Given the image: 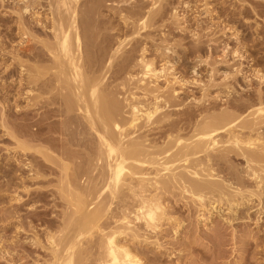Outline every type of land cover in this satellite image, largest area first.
<instances>
[{
  "label": "bare ground",
  "instance_id": "6f19581e",
  "mask_svg": "<svg viewBox=\"0 0 264 264\" xmlns=\"http://www.w3.org/2000/svg\"><path fill=\"white\" fill-rule=\"evenodd\" d=\"M15 1L21 3H16L21 14L37 16L32 17L37 27L23 24L17 17L15 20L30 26L27 30L19 24L21 31L30 30L24 31L27 40L36 42L25 49L30 63L21 60L23 83L18 80V84L26 87L24 91L19 89L27 99V107L38 111L29 110L34 119L28 123L29 107H25V118L29 119L21 128H14L19 124L17 120L14 126H6L8 113L5 116L1 111L5 119L1 113L0 126L10 136L13 145L9 147L14 152L9 156L13 160L10 169L5 168L10 177H3L9 180L2 187L6 191L10 188V193L5 191L6 198L25 204L29 214L28 220L22 222L19 207L3 212L0 223L13 228L8 239L0 238V258L8 264H175L181 250L176 253L173 247L177 245L172 247L167 238H177L185 229L181 215L175 216L182 208L193 215V224L204 228V232L212 228L209 224L216 219L220 222H214L215 226L220 227L222 222L221 226L225 224L229 229L234 226L232 220L244 219L248 227L252 224L256 231L264 232V58H252L242 43L239 49L229 50L227 41L221 42L222 46L218 41L223 56L210 60V53L219 48L215 36L208 35L207 41L203 39L207 55L199 56L201 71L195 69L198 63L193 64L188 78L184 71L185 76H176L171 67L170 74L164 71L168 76L162 89L154 82L164 76L163 71L153 69L151 59L168 65L176 41L162 43L161 37L163 45L153 42L155 45L148 50L147 41L139 39L126 49L131 40L121 29L132 28L129 35H139V30L149 28L163 14L167 0ZM212 1L215 0H203L204 13L211 16L215 10L220 23L217 35L231 31L236 38L232 39L239 41L233 27L239 16L240 23L248 29L259 30L248 18L264 16V0H216V8L210 9ZM40 12L45 16L40 17ZM114 17L119 20L117 24ZM207 20L211 22L213 18ZM196 37L199 36L193 38ZM218 37L220 40L223 36ZM194 41L195 47L203 46L199 38L197 44ZM185 86L197 87L198 96L193 92L180 96L179 90ZM118 93L124 102L116 99ZM10 109L7 110L12 114ZM18 109L22 111L19 106ZM48 196L51 201L45 200ZM58 206L61 208L56 212ZM164 224L167 227L163 228ZM213 233L203 236L206 243H200V247L196 237H191L196 243L189 238L191 242L186 241V247L183 242L181 245L195 261L203 259L215 244L222 246L225 253L228 236L225 240L226 235L220 234L225 240L222 243L220 235L218 241L213 237L218 233ZM234 236L233 232L229 239ZM163 239L173 252H167ZM244 240L241 247L249 254L252 245L255 255L260 247L257 245L264 244L261 238L262 242L254 241L258 244ZM214 257L216 260L218 255Z\"/></svg>",
  "mask_w": 264,
  "mask_h": 264
},
{
  "label": "rangeland",
  "instance_id": "374dc122",
  "mask_svg": "<svg viewBox=\"0 0 264 264\" xmlns=\"http://www.w3.org/2000/svg\"><path fill=\"white\" fill-rule=\"evenodd\" d=\"M10 1V2H9ZM12 1V2H11ZM14 1V2H13ZM142 1H144V2H146V1H149V0H142ZM165 1V0H164ZM163 1V2H164ZM179 1V2H178ZM183 1V2H182ZM3 2V3H2ZM167 2V3H166ZM213 2V1H212ZM214 2H216V0L214 1ZM213 2V4L211 3V5L212 6H209L210 7V9L212 8V9H215L216 7V4ZM18 5H21V3H18V2H16L15 0H0V87H2V88H0V116H1V113H2V117H3V115L5 114V116H6V114H7V119H8V117H9V119L8 120H6L7 122H5L7 125L6 126H8V127H10L11 125L10 124H12V126H14L13 125V121H14V124L17 122V123H19V124H15V126L16 127H14V128H17L18 127V125H19V128H21L22 126H25V124L27 125L28 123H30V121L32 122V120L34 119V118H32V117H30V116H32L30 113L31 112H33L34 110L32 109L31 110V108L29 109L28 107H27V104H25V103H27L26 101H27V99L25 100V95H24V97H23V92H21V91H24V89H26V87L24 86V84H21L20 86L22 87L23 86V88H21V87H19V84L18 83H23V75H22V73H24V72H20L21 71V67H20V65H21V60H23L25 63L27 62V63H30L29 62V59L26 57V54H27V52H28V50H26L25 51V49H26V47L27 46H29L30 44H36V42L35 41H28L27 39V34H25L24 33V31L28 28L29 29V27L30 26H28V27H26V26H24L23 24L25 23H29V25H31L32 23H33V18L35 19V17H37L36 15H32V16H30L31 15V13H30V15H24V14H21V12H20V6H18ZM147 3V2H146ZM148 3H150V2H148ZM165 3V5L163 6V10H164V8H165V10L162 12L163 14H161L159 17H156L155 18V20L153 21V25H151L149 28H147V29H144V30H139V35H135V34H131V35H129L130 33H131V31L133 30L132 28H131V30H129V31H126L125 29H121V31L123 32L124 31V34H125V32H127L125 35H126V38L127 39H130L131 41L130 42H128L127 44H126V49H128V48H130V46H131V44H133L135 41H139V39L141 40V41H147L146 42V46H147V48H148V50L149 49H151L150 47H151V44H153V42L154 43H157V45H158V43L160 44V45H163V44H161V42L163 43V42H166V44H168L169 42H173V43H175V41H176V46H174V48L172 49V50H175V51H173L174 52V54H173V52H172V54L171 55H169V58H170V61L171 62H169V63H167L168 65H169V67L170 68H168V65H166V63L165 64H162V62L163 61H159V59H157V58H153V59H151V63L153 64V66H152V64H151V66H152V68L153 69H156V70H158L159 69V72H160V70H162L163 72V74H161V75H164L163 77H161V78H158L157 80L158 81H155L154 82V84L157 86V87H160V88H164V87H166V85H167V82H165V77H167L168 76V73L165 75L164 74V71L166 72V71H168L169 72V74H170V69H171V67H173V71H172V73H174V74H176V76H178V75H182V74H186V76H185V74H184V76L185 77H188L189 78V76H190V74H189V68H190V66L191 67H193V66H195L198 62H199V56L201 55H207V46H205L206 44H207V42H205L203 39H205L206 37L208 38V35H211V38H213L214 36V38L217 40L216 41V47L217 48H221V46H222V44L223 43H225L226 41V43L228 44V47H230V49L229 50H233V49H239V48H237V47H241L240 45L241 44H239V43H242L243 45H245V48L247 49V54L248 55H251L252 56V58L254 57L255 59H256V57L258 56H261L262 58H264V25L262 26V22L264 23V16L263 17H260V16H255L254 17V15H251L252 17H250V18H248V19H250L249 21H252V23H255L256 25H258L259 26V30H256V31H260V30H262L261 31V33L260 32H257L256 34H255V32L253 31V29L252 30H250L251 28H249L248 29V27H246V26H244V24L243 23H240L241 22V16H239V17H237V19H239L238 21L239 22H233V27L235 28V32L237 33V35H239L238 36V40L239 41H236V40H233V39H236L235 37H233L231 34H230V32H228L227 30H226V34H223V35H221V32H218L219 34L217 35V31H218V29L220 28L219 26V24H218V22L219 21H217L216 20V13H215V10L214 11H212L211 12V14H213V15H211V16H214L215 17V20H214V17H211L210 16V14H208L209 15V17L210 18H213V20H211V22L213 21L214 22V24L212 23L211 24V22H209L208 20H207V18H209L208 17V15L206 14V13H204L205 11H204V9H205V7H204V3H203V0H167V1H165L164 2ZM185 3V4H184ZM200 3V4H199ZM176 4H177V6H176ZM182 4V5H181ZM187 4V5H186ZM192 4V5H191ZM10 5V6H9ZM15 5H17L18 6V8H17V6H15ZM214 5V6H213ZM12 6V7H11ZM179 7V8H178ZM190 7V8H189ZM214 7V8H213ZM15 9V11L13 10V9ZM172 8V9H171ZM181 8V9H180ZM195 9V10H194ZM18 10V11H17ZM202 10V11H201ZM14 11V12H13ZM175 12V14H174V16L175 17H177V19H178V21H177V19L173 16V13ZM178 11V12H177ZM10 12H12L11 14H10ZM18 13V15H16V13ZM171 12V13H170ZM203 12V13H202ZM41 14H40V17H44L45 15V13L43 12H40ZM104 14H108L107 12H104ZM184 14V15H183ZM191 16H190V15ZM11 15V16H10ZM21 15V16H20ZM162 15H165V16H163L162 17ZM193 15V16H192ZM200 15V16H199ZM206 15V16H205ZM20 16V17H19ZM27 16V17H26ZM28 16H29V18H28ZM171 16V17H170ZM18 19H17V18ZM22 17V18H21ZM33 17V18H32ZM160 17H162V19L160 18ZM169 17H170V19H169ZM194 17V18H193ZM260 17V18H259ZM173 18H174V20H173ZM204 20H203V19ZM261 18H263V20L261 19ZM12 19V20H11ZM15 19H17V20H19L20 22L22 21V25L20 24V22L18 23L17 22V20H15ZM25 19V20H24ZM28 19V20H27ZM158 19V20H157ZM160 19V20H159ZM195 19V20H194ZM207 20V22L208 23H206V20ZM234 19H235V17H234ZM6 20V21H5ZM162 20V21H161ZM166 20V21H165ZM176 20V22H174ZM219 20V19H218ZM254 20V21H253ZM261 20V22H259ZM27 21V22H26ZM29 21H31V22H29ZM116 21V22H115ZM117 21H119V20H117V18H115L114 17V23L115 24H117ZM170 21V22H169ZM201 21V22H200ZM256 21H257V23H256ZM15 22V23H14ZM17 22V23H16ZM205 22V23H204ZM14 23V24H13ZM155 23V24H154ZM167 23V24H166ZM177 24V27H176V24ZM196 23V24H195ZM260 25H259V24ZM19 24H20V27H22V26H24V28H26L25 30H23L22 29V31H21V28L19 27ZM26 24V25H27ZM35 23H33V25H31V26H34V27H37L36 26V24L34 25ZM161 24L163 25V26H161ZM175 24V25H174ZM206 24V25H205ZM240 24H241V26H240ZM209 25L210 26H212V27H210V29H209ZM18 26V27H17ZM154 26V27H153ZM157 26H159V27H157ZM198 26V27H197ZM208 26V27H207ZM153 27V28H152ZM162 27V28H161ZM204 27H206V28H204ZM218 29H217V28ZM243 27H246V28H243ZM9 28H11V29H9ZM154 28L156 29V30H154ZM161 28V29H160ZM208 28V29H207ZM241 28V29H240ZM252 28H254V26L252 25ZM7 29V30H6ZM27 29V30H28ZM149 29V30H148ZM184 29V30H183ZM188 29V30H187ZM195 29H199V30H195ZM204 29V30H203ZM216 29V30H215ZM19 30H20V32H19ZM26 30V31H27ZM161 30V31H160ZM193 30H195V31H193ZM204 32H203V31ZM10 31V32H9ZM30 31V30H29ZM29 31H27V32H29ZM157 31V32H156ZM187 31V32H186ZM190 31V32H189ZM22 32V33H21ZM26 32V33H27ZM38 32H39V30H38ZM121 32V33H122ZM153 32V33H152ZM170 32V33H169ZM210 34H209V33ZM241 32V33H240ZM21 33V34H20ZM166 33H167V36H166ZM194 33V35L195 36H199V37H196V38H193V37H195V36H193L192 34ZM196 33V34H195ZM208 33V34H207ZM247 33V34H246ZM154 34V35H153ZM173 34V35H172ZM204 34V35H203ZM206 34V35H205ZM229 34H230V36H229ZM244 34V35H243ZM24 35H26V37H24ZM129 37H128V36ZM134 37H133V36ZM140 35H142V36H140ZM163 35V36H162ZM169 35V36H168ZM12 36V37H11ZM213 36V37H212ZM218 36H223L222 38H220V40H219V37ZM244 36V37H243ZM247 38H246V37ZM2 37V38H1ZM131 37H133L132 39H131ZM137 37V39L135 40V38ZM142 37V38H141ZM144 37H147V38H144ZM149 37V38H148ZM153 37V38H152ZM158 37H160V38H158ZM161 37H162V39L164 40H166L167 38L166 37H168V40H166V41H161ZM165 37V38H164ZM203 37V38H202ZM257 37V38H256ZM170 38V39H169ZM197 38H199V41H204V42H201L202 43V47H198V48H200V49H198L197 47H195V39H196V44L198 43V41H197ZM205 39L206 41L210 38V36H209V38L208 39ZM233 38V39H232ZM248 38H250V40H252L251 38H253L254 39V42H252V41H250ZM8 39V40H7ZM25 39V40H24ZM175 39H177V40H175ZM202 39V40H201ZM12 40V41H11ZM27 40V41H26ZM170 40V41H169ZM183 40V41H182ZM26 41V42H25ZM151 41V42H150ZM161 41V42H160ZM220 42V44H219V42ZM234 41H236V42H234ZM24 42V43H23ZM179 42V44H177ZM221 42H223V43H221ZM21 43V44H20ZM200 43V44H201ZM205 43V44H204ZM237 43V44H236ZM11 44V45H10ZM29 44V45H28ZM38 44V43H37ZM165 44V43H164ZM213 44V45H214ZM221 45V46H219V45ZM3 45V46H2ZM19 45V46H18ZM39 45V44H38ZM37 45V46H38ZM155 44H153L152 46H154ZM180 45V46H179ZM214 45V46H215ZM239 45V46H238ZM254 45V46H253ZM261 46V47H260ZM177 47V48H176ZM205 47V48H204ZM234 47H236V48H234ZM14 50H13V49ZM18 48H19V50H18ZM198 50H197V49ZM202 48V49H201ZM12 49V50H11ZM194 49H196V50H194ZM219 49H217L216 51H214V52H211L210 53V57H209V59L210 60H217V59H220L223 55H220L221 53V49L219 50ZM3 50V51H2ZM9 50V51H8ZM17 50V51H16ZM219 50V51H218ZM2 51V52H1ZM13 51V52H12ZM183 51V52H182ZM195 51V52H194ZM218 51V52H217ZM9 52V53H8ZM187 52V53H186ZM5 53V54H4ZM12 53V54H11ZM26 53V54H25ZM149 53V52H148ZM205 53V54H204ZM10 54V55H9ZM199 54V55H198ZM263 54V55H262ZM16 55H17V57H21V58H17L16 57ZM218 55H220V56H218ZM172 56V57H171ZM194 56V57H193ZM228 56V55H227ZM226 56V59H228L229 57H227ZM3 57V58H2ZM16 57V58H15ZM150 57H152V56H150ZM197 57V58H196ZM215 57V58H214ZM220 57V58H219ZM14 58H15V60H14ZM23 58V59H22ZM28 59V61H27V59ZM148 58H149V56H148ZM185 58V59H184ZM18 59H19V61H20V63H18L19 61H18ZM25 59V60H24ZM195 59H197V60H195ZM247 58L245 57V59H244V62H242L243 64V66H244V68L246 67V65H247V63H246V60ZM6 60V61H5ZM249 60V59H248ZM264 60V59H263ZM17 61V64H13V63H15ZM23 61H22V64H24L23 63ZM242 61V60H241ZM189 62V63H188ZM20 64V65H19ZM190 64V65H189ZM194 64V65H193ZM4 65V66H3ZM12 65V66H11ZM187 65V66H186ZM193 65V66H192ZM162 66V67H161ZM167 66V67H166ZM24 67V66H23ZM161 67V68H160ZM164 67V68H163ZM188 67V68H187ZM201 66L199 65V63H198V65H196L195 66V69L197 70H199V72L201 71ZM164 70H163V69ZM177 68V69H176ZM181 68V69H180ZM184 68L185 69H187V70H184ZM7 69V70H6ZM165 69H167V70H165ZM169 69V70H168ZM3 70V71H2ZM176 70H177V72H176ZM197 70V71H198ZM5 71V72H4ZM183 71H184V73H183ZM185 71H188V72H185ZM156 72V71H155ZM176 72V73H175ZM17 73V74H16ZM19 73V74H18ZM21 73V74H20ZM158 73V72H157ZM161 73V72H160ZM159 73V74H160ZM189 74V75H188ZM21 75V76H20ZM171 76V75H170ZM169 76V77H170ZM18 78V79H17ZM9 80H11V81H9ZM18 80H21L20 82H18ZM151 80H153V79H151ZM7 81V82H6ZM117 81H120V80H117ZM114 83V82H113ZM117 82L115 81V84H116ZM4 87V88H3ZM18 87V88H17ZM21 89V91H20V89ZM188 88V89H187ZM19 89V90H18ZM187 90V91H186ZM192 90V91H191ZM198 88L197 87H192V86H185V87H183V89H180L179 91H181L179 94H180V96H182V95H184V94H192L193 95V93H194V95H196V96H198ZM18 91V92H17ZM184 91V92H183ZM8 92V93H7ZM22 94H21V93ZM183 92V93H182ZM193 92V93H192ZM8 94V95H7ZM119 94V93H118ZM117 94V100L118 101H123L124 102V100H122V97H123V95H121V94H119L118 95ZM16 98H15V97ZM18 97H20V98H18ZM13 98H15L14 100H13ZM5 99V100H4ZM8 99V100H7ZM3 100H4V102H3ZM8 101V102H7ZM19 101V102H18ZM5 103H6V105L7 106H9L8 108H7V106L5 105ZM10 103H12V104H10ZM17 103V104H16ZM21 103V104H20ZM3 104V105H2ZM10 104V105H9ZM16 104V105H15ZM15 106L14 108L13 107H11V106ZM26 105V106H25ZM2 106H3V108H2ZM6 106V107H5ZM17 106V107H16ZM18 106L19 107H21V109H22V111L24 110V108L26 107V108H28V110H26V108H25V110L27 111V114H26V117L28 116V117H30V120H28L27 118H25V111H23V113H24V115H23V113H22V111L21 110H19L18 109ZM6 108V110L7 109H10V110H12L13 112H12V114L10 113V111L9 110H7V112H6V110H4ZM4 111L5 113L3 114V112H1V111ZM15 110H17V112L15 111ZM19 110V111H18ZM29 110H31L30 111V113H28L29 112ZM20 111H21V113H20ZM38 111V110H37ZM36 110L34 111V112H37ZM18 115H17V114ZM20 114V115H19ZM180 114V113H179ZM179 114H177V115H179ZM15 115V116H14ZM18 116V117H17ZM24 116V117H23ZM175 116V115H174ZM173 116V117H174ZM15 117H17V118H15ZM176 117H178V116H176ZM4 118V117H3ZM15 118V119H14ZM19 118L21 119V118H23L22 120H19ZM5 119V118H4ZM25 119H27V120H25ZM0 120H1V118H0ZM12 121V123H11V121ZM17 120V121H16ZM24 120V121H23ZM9 121V122H8ZM16 121V122H15ZM19 121H22L23 122V124H21ZM25 121H27V122H25ZM1 122V121H0ZM25 122V123H24ZM1 124V123H0ZM11 126V127H12ZM4 127V126H3ZM2 126H0V138H2V139H0V147H2V148H0V189H2L3 187L2 186H4V182H6V180H9V179H7V177H10L9 176V173H8V171H9V167H11V163H13V160H12V158H10L9 156L11 155V153L13 154L14 152H11L10 150H12L11 148H12V145H13V143H11L10 141H11V138H9L10 136L9 135H6V133L4 132V128H3ZM31 129V128H30ZM33 129H34V127H33ZM2 130V131H1ZM2 136V137H1ZM9 138V139H8ZM8 140V141H7ZM10 140V141H9ZM12 144V145H11ZM2 145V146H1ZM9 145H10V147H9ZM7 147V149H5ZM3 150H5V151H3ZM6 150H8V151H6ZM16 155V154H15ZM10 158V159H9ZM19 158V157H18ZM10 160V161H9ZM12 160V161H11ZM10 162V163H9ZM9 164V166H7L8 164ZM7 164V165H6ZM7 166V167H6ZM5 168H9V169H5ZM7 171V172H6ZM5 173V174H4ZM7 173V174H6ZM2 175V176H1ZM4 176H7L6 177V179L5 178H3ZM2 178V179H1ZM5 179V180H4ZM8 182V181H7ZM6 182V183H7ZM3 184V185H2ZM2 187V188H1ZM32 187V186H31ZM8 189V188H7ZM11 189H12V187H11ZM2 190H4L3 192H2ZM2 190H0V196H1V194H2V196L0 197V218H1V216L3 217V216H5V214L4 213H6L5 212V209L6 210H8V208L11 210V207H13V206H15V207H13L12 209L14 210V208L15 209H17L18 207V209L17 210H19V212L20 211H22V212H20V213H22L21 214V216H19V218H20V221H22L23 219H25V221L26 220H28L27 219V217H26V215L28 216V212H26L27 211V209H25L26 207V205L24 206V205H22V204H20V202L18 203V202H12V201H9L7 198H8V196H6L5 194V189L3 188ZM9 191H10V188L8 189ZM6 191L7 193H10L9 191ZM50 193H51V191H49ZM48 192V193H49ZM22 195H24V193L22 194ZM4 197V198H3ZM7 197V198H6ZM34 199H37V198H34ZM50 199V200H49ZM45 200H47V201H51V196H50V198H49V196H48V198H46ZM7 201H9L8 203H7ZM47 201H44V203H45V206L46 207H49V205L47 204ZM2 202H4V203H2ZM10 203H12V204H10ZM41 203H43V202H41ZM15 204V205H14ZM16 204H18V205H16ZM47 204V205H46ZM21 205V206H20ZM24 207V208H23ZM59 207L60 206H58L57 208H55L57 211L56 212H58L59 211ZM61 208V207H60ZM40 209H43V208H40ZM39 208H36V210H40ZM246 209V208H245ZM253 209V208H252ZM252 209H250V210H252ZM182 210H183V212H182ZM182 210H180L181 212H177L176 214H175V216H182V217H184V218H181V216H180V219H183L184 220V225L183 226H186L185 227V229L184 228H182L181 230H180V232L178 233V236H177V238H174V239H170L169 237L167 238V241H168V244H170L172 247L173 246H176V247H173V249H176L175 251H176V253H177V251H179V250H181V253L179 254V255H177L176 257L177 258H175L174 257V255H173V258H175L176 260L178 259V261H176V260H174L175 262V264H256V263H258V264H264V253H262V252H264V244H258L257 242H262L261 240H259L260 238L261 239H264V237H262V234L264 235V232H262V233H260L261 231H256V228H254L253 227V225L251 224V225H249V227H248V223H245V220L244 219H241V220H237V219H234V220H232L231 221V224L232 225H234V226H232L231 227V229H229L228 228V226H226L225 224H224V227H225V229H221V228H224L223 226H221V225H223V223L221 222V223H219L220 224V227H218L217 226V224H216V226H215V223L214 222H217L216 220L214 221V222H212V223H210L209 224V227L211 228H209L210 230H205V232H204V228H202V227H198V226H195L196 224H193L194 223V218H193V215H190L189 214V212H188V210H187V212H186V210H184L183 208H182ZM249 210V211H250ZM4 212V213H3ZM26 212V213H25ZM19 213V214H20ZM186 213V214H185ZM24 214V215H23ZM180 214V215H179ZM188 214L190 215V216H188ZM185 215V216H184ZM186 217H189V218H186ZM191 217V218H190ZM240 219V218H239ZM19 220V219H18ZM18 220H17V222H18ZM242 220H243V223H242ZM20 221H19V223H20ZM191 221V222H190ZM237 221V222H236ZM263 221H264V218H263ZM23 222V221H22ZM191 224H190V223ZM218 222H220V221H218ZM217 222V223H218ZM236 222V223H235ZM196 223V222H195ZM214 223V224H213ZM7 223L6 222H3V223H0V238H2V240H3V238H4V240L3 241H5V238H9L11 235H12V233H11V229L13 228V226H12V228L11 227H7V225H6ZM244 224H246V225H244ZM245 226V227H244ZM163 228H165V227H167L165 224H164V226H162ZM193 227V228H192ZM194 227L195 228H197L196 230L194 229ZM218 227V228H220V229H216V228ZM227 227V228H226ZM234 227H236V228H234ZM244 227V228H243ZM251 227V228H250ZM233 228V229H232ZM243 228V230H241ZM249 229V230H251V232H249V234H247L248 233V231L249 230H247V229ZM8 229V230H7ZM213 230V231H212ZM214 230L218 233V234H216V232H214ZM224 230H225V232H224ZM232 230V231H231ZM245 230H247V231H245ZM206 231H207V234H206ZM210 231V232H209ZM222 233H221V232ZM242 231L244 232V233H242ZM214 232V233H213ZM229 232V233H228ZM233 232L235 233V236H234V239H229V237H231V235L233 234ZM246 232V233H245ZM208 233L209 234H216V235H214L213 237L216 239V240H218V241H220L219 239H220V237H221V240L223 239V237H224V239L226 238L227 239V241H228V243H227V241H225L224 239L222 240V243H224L223 241H225L226 243V246H225V244H224V246H225V253H223V251H222V246H217L216 247V244H215V246H213L212 247V250H209V251H206L205 253H204V256H205V258H204V256H203V259H204V261H202L203 259H201V260H197V261H195V260H193V258H194V256L192 257V255H189V254H191V252L189 253V252H186L188 249L187 248H184V246L186 245V241H190L191 242V240L189 239V238H193V239H196V238H198V242L196 241V240H193L192 238V240H193V242H197L198 243V245H199V247H200V243L201 244H203V243H206V239H203V236H208ZM223 233H225L224 235H223ZM231 233V234H230ZM260 233V234H259ZM2 234V235H1ZM11 234V235H10ZM180 234V235H179ZM223 236H221V235ZM244 234V235H243ZM246 234H247V237L248 236H250V237H246ZM253 234V235H252ZM6 235V236H5ZM220 235V237H218ZM230 235V236H229ZM243 235V236H242ZM252 235V236H251ZM170 236V235H169ZM238 236V237H237ZM254 236V237H253ZM171 238H173V236H170ZM180 237V238H179ZM182 237H183V239H182ZM196 237V238H195ZM202 237V238H201ZM257 237V238H256ZM181 239V240H179V239ZM185 238V239H184ZM219 238V239H218ZM250 238V239H249ZM202 239V240H201ZM244 239H247V240H250L249 242H252V244H253V242L254 241H257V242H254V243H257L258 245L257 246H259L260 245V247H263L262 249L259 247V248H257V253H255V255L252 253V250H253V248L255 247L254 245H252L251 243V245L253 246V247H251V245L249 246V244H248V247H251V249L249 250L250 251V254L246 251V250H243V244H244V242L246 243V240H244ZM163 240H165V239H163ZM181 242L180 244H178L179 243V241ZM185 240V241H184ZM201 240V241H200ZM232 240V241H231ZM241 240V241H240ZM7 241V240H6ZM166 240H165V244H166V250H167V252H173V251H171V246H169L166 242H167ZM174 241V242H173ZM175 241H178V243H176ZM240 241V242H239ZM170 242V243H169ZM173 242V243H172ZM182 242H183V245H181L182 244ZM195 242V243H196ZM242 242V243H241ZM172 243V244H171ZM185 243V244H184ZM189 243V242H188ZM187 243V244H188ZM195 243H193V244H195ZM262 243H264V241L262 242ZM164 244V245H165ZM192 244V245H193ZM27 244H25V246H26ZM168 245V246H167ZM179 245V246H178ZM198 245H195V246H198ZM235 245V246H234ZM181 246V247H180ZM242 246V247H241ZM245 246H246V244H245ZM27 247H29L28 245H27ZM31 247V246H30ZM170 248V250L169 249H167V248ZM186 247V246H185ZM234 247V248H233ZM241 247V248H240ZM4 247H2V249H3ZM177 248H179V249H177ZM181 248V249H180ZM196 248H198V247H196ZM30 249H32V247L30 248ZM215 251H214V250ZM219 249V250H218ZM241 249H242V251L243 252H241ZM244 249H245V247H244ZM169 250V251H168ZM199 249H197V251H198ZM235 250V251H234ZM255 250H256V248H255ZM156 251V250H155ZM196 251V253H199V252H197ZM220 251H222V254H223V258L221 257V252ZM261 251V255L260 254H258L259 252ZM215 252V253H214ZM216 252H217V255H218V257H216V260L218 261H216L215 260V257H214V255L215 256H217L216 255ZM246 252V253H245ZM175 253V252H174ZM189 253V254H188ZM193 253H195V252H193ZM243 253H245V254H243ZM186 256H185V255ZM257 254V255H256ZM163 255V254H162ZM183 255V256H182ZM189 255V256H188ZM195 256H197L198 257V255L199 254H194ZM239 255V256H238ZM243 255V257H241ZM246 255V256H245ZM157 256H158V254H157ZM159 256H160V254H159ZM181 256V257H180ZM220 256V257H219ZM226 256V257H225ZM253 257V260H251L252 259V257ZM164 257V256H163ZM184 257H185V259H184ZM225 257V258H224ZM228 257V258H227ZM258 257V258H257ZM260 257V258H259ZM190 258V259H189ZM191 258H192V260H191ZM220 258H221V260H220ZM242 258V259H241ZM249 258V259H248ZM251 258V259H250ZM255 258V259H254ZM2 258H0V264H5L6 262H5V260H1ZM239 259V260H238ZM247 259H248V261L249 262H247ZM258 259V261H256ZM263 259V260H262ZM255 260V261H254ZM262 260V261H261ZM183 261H185V262H183ZM193 261V262H192ZM214 261V262H213ZM241 261V262H240ZM251 261V262H250ZM177 262V263H176ZM182 262V263H181ZM195 262V263H194ZM199 262V263H198ZM201 262V263H200ZM239 262V263H238ZM6 264H8V262L6 263Z\"/></svg>",
  "mask_w": 264,
  "mask_h": 264
}]
</instances>
